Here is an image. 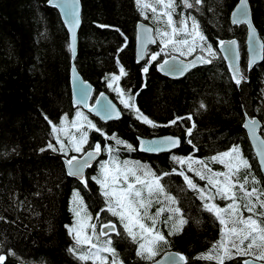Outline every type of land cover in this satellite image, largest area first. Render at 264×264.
Listing matches in <instances>:
<instances>
[{"label":"trees","instance_id":"trees-1","mask_svg":"<svg viewBox=\"0 0 264 264\" xmlns=\"http://www.w3.org/2000/svg\"><path fill=\"white\" fill-rule=\"evenodd\" d=\"M47 1L0 0V255L6 257L4 264H99L91 259H78L87 251L86 247L76 253L69 251L75 244L66 227L72 221L70 198L74 189L81 192L86 202L94 203L90 209L98 234L103 222L116 224L119 235H101L99 239L101 242L111 239V247L123 264H145L169 249L183 253V264H216L214 260L199 257L207 254L220 239L221 225L204 209L199 193L188 188L183 177L176 173L183 171L198 188L207 191L210 186L206 180H200L194 172L188 171L187 163L178 164L172 157L191 156L193 160L207 162L209 157L238 146L242 157L251 165V175L264 189V179L242 128L245 116L257 117L264 137V48L261 62L247 70L245 26H233L229 22V13L238 0H202L200 4L188 0L194 4L192 8L184 7L183 0H175L173 19L194 17L216 55L209 57L206 51L201 52L197 47L191 55L181 56L169 48L167 54H161L155 61H150L149 57L159 46L163 47L156 29L163 30L165 25L152 19L150 9L142 15L135 0H80L81 25L75 66L83 79L93 85V98L99 91H106L121 108L119 119L105 123L72 106L68 33L58 11ZM248 1L253 24L264 45V0ZM144 2L153 3L154 0ZM139 21L152 26L157 43L138 63L134 40ZM188 26L191 27L190 19ZM233 37L239 44L240 84L232 81L217 50L221 40ZM197 53L211 62L192 69L181 78L170 79L156 70V63L165 56L189 58ZM145 66L147 73L143 71ZM120 67L126 75L118 84L125 99L129 94L132 96L129 103L133 107L130 108L124 107L118 94L107 87L108 80L105 79L119 75ZM135 109L156 126L137 119ZM77 111L89 116L101 130L89 129L88 143L84 145L85 150L96 142L102 146L100 159L86 171L87 187L70 178L63 164V158L79 153L69 151L65 156L51 149L41 151L49 142L55 144L52 124L59 128L65 116L73 118ZM188 116L192 117L191 121L186 119ZM176 117L185 119L170 124ZM193 123L195 127L189 136L186 129ZM87 127L85 123L83 129ZM167 134L180 137L181 143L176 150L158 155L137 151L138 136ZM60 137L64 139L62 135ZM111 137L124 141L126 146L116 144V139ZM109 147L113 149L111 153L106 150ZM116 155L127 157L129 162L146 163L157 175L170 173L163 176L162 181L169 190L166 192L177 201L174 206L181 209L182 218L187 221L180 231L169 235L171 223H164L169 213L160 216L156 228L168 242L158 246L157 254L151 260L136 255L138 244L127 237L118 217L100 211L106 208L105 199L92 177L97 174L100 162ZM193 167L199 169L200 165ZM208 167L213 171H227L219 163H208ZM246 171L241 168L238 174L241 180ZM249 182L248 187L251 176ZM212 192L214 194V189ZM210 202L224 207L229 201L216 197ZM160 206L154 202L149 214H155ZM98 212L99 219H96ZM144 222L151 226L150 220ZM101 255L108 257L111 264L109 253L102 252ZM245 258L255 259L254 256H236L225 264H242Z\"/></svg>","mask_w":264,"mask_h":264},{"label":"snow or ice","instance_id":"snow-or-ice-1","mask_svg":"<svg viewBox=\"0 0 264 264\" xmlns=\"http://www.w3.org/2000/svg\"><path fill=\"white\" fill-rule=\"evenodd\" d=\"M202 0H194L195 4H200ZM52 3V0H49ZM79 0H62V7L65 10V14L71 19L68 21L72 28L79 24L77 17V8ZM136 6L143 15L146 9H150L152 12V19L159 23L163 22L165 28L156 29V36L159 37L160 44L163 47L160 52H154L150 56L151 61L157 60L161 53H166V50L171 48L172 51L179 52L181 56L191 55L197 47L201 52L206 51L209 57H214L216 53L213 51L212 45L206 42V37L199 30L198 22L194 17H189L191 20V27L188 26V19H179L178 21L173 19V14L176 9L175 0H154L153 3H145L144 0H135ZM184 7L192 8L193 3H189L188 0H183ZM61 6V5H57ZM159 7V11H158ZM237 12L241 16L247 15L246 0H239V7ZM236 15V13H234ZM147 19V17H145ZM166 18V19H163ZM236 22L235 20L233 21ZM101 27H104L101 25ZM143 27V26H142ZM71 30V29H70ZM117 31H119L117 29ZM152 29L144 27V38L146 42H155L151 35ZM234 44V41L229 42ZM223 49L224 41L220 42ZM264 48V45L261 46ZM231 51V49H227ZM167 54V53H166ZM197 62L210 63L211 60H206L203 56L196 57ZM161 70L166 67L169 72L182 73L187 65L183 62L179 64L176 62L175 56L171 61L165 59L163 63L159 65ZM73 71H75L73 69ZM143 71L148 72V67H144ZM119 75H111L106 77L108 80L107 87L118 94L120 102L125 108L133 107L129 103L132 100V96L129 94L125 99L124 91L119 87V80L122 76L126 75L123 67L119 69ZM233 78L237 84L241 82V76L238 70L233 69ZM116 84L114 87L113 85ZM89 94V88L82 87L80 89V100L78 104L87 105V99ZM104 94L100 93V99L96 101V105L90 108V111H95L98 114L103 113L104 118L108 119L112 117L115 112V106L111 103L104 102ZM201 107H204L201 104ZM137 112V119L142 120L146 124H150L153 127L156 125L153 121L149 120L146 116H143L139 112V109H135ZM118 115V113H116ZM47 119V117H45ZM185 119L184 117H176L170 124H177L178 121ZM187 120L191 121L192 117L188 116ZM68 117L65 116L60 121V127L52 124V134L55 139V144L49 142L47 148H42L41 151L51 149L52 151H59L67 156L69 151L81 153L85 152L84 145L88 143V132L84 131V125L87 124L89 129H95L96 125L88 120L83 112H76V119L71 122V127L75 128L79 132L77 137L74 133L69 135L65 130V124ZM255 120H249L245 127L252 130L255 133ZM195 127L193 123L191 127L187 128V134L190 136L192 129ZM58 132H64L67 137V143L58 135ZM103 135V132H101ZM111 139H116L111 137ZM191 143V141H188ZM124 141L116 139V144H123ZM171 147H176L180 143L179 138L166 137L161 142ZM141 150L144 151H160L159 147H154L156 141H149L145 146L144 141H140ZM58 145L59 147L57 148ZM92 151H87L83 158L77 156H71L67 159L68 174L78 177L85 187L88 186L87 181L83 176V170L90 166V161L93 157L98 156L101 151V144L96 143ZM131 150L132 146L127 145ZM108 152H112V148L106 149ZM258 155L264 157V140L260 141L258 146ZM173 161L178 164L187 163L188 171L194 172L200 180H206L207 185L210 188L206 191L205 188H198L197 184L193 182V179L186 175L183 171L176 174L181 175L186 182L188 188L193 189L199 193V199L204 202L203 207L209 213H212L221 225L220 239L212 246L211 250L207 254H202L199 259L214 260L216 264H225L227 260H233L236 256H254L256 260L264 261V189L260 188V181L251 175V165L246 159L242 157L241 151L238 146L232 147L230 150L219 153L208 158V161L193 160L191 156L187 158L172 157ZM208 163H219L224 166L227 171H213L208 167ZM264 164V159L261 161ZM194 164H199L200 168L195 169ZM241 168L247 170L242 180L239 177ZM173 172H176L173 169ZM170 173H163L157 175L147 165H142L139 162H129L127 160L120 161L116 157H110L109 160L101 163L100 173L98 176H93L96 184L100 186V192L105 199L106 208H101V212L107 211L112 216L118 217L119 222L123 225V230L127 234V237L135 244H138L136 255L142 259L151 260L156 254L158 246L161 243H167L166 237L156 228L159 218L165 212L169 213L164 223H171L169 235L175 234L181 230L182 226L187 223L182 218L181 209L175 207L177 204L175 197L169 195L165 187L160 183L163 176ZM251 176V186L249 185V177ZM223 177V179H219ZM214 189V194L212 192ZM219 197L223 201H229L224 207H221L210 201ZM161 205L156 209L155 214L150 215L149 210L153 203ZM75 217L74 222L68 228V232L72 235L75 241L74 247L69 251L76 253L78 250L87 248L86 252H82L78 259L87 261L89 259L99 261V264H109L108 257L102 256V252L110 253L112 256L111 264H123L118 259V254L115 249L111 247V239L100 241L101 235H107L105 230H115L116 225L108 222L103 224L99 234L97 233V226L95 223H91L93 216L88 212L84 205L83 198L79 192L73 194V207L71 209ZM247 212L248 215H244ZM100 213L96 214V219H99ZM150 220L151 226L144 221ZM90 230L91 234H88ZM120 233H117L119 235ZM95 249V251H93ZM254 249L256 251H254ZM235 250V253H233ZM258 253V254H257ZM185 261V257L179 253L175 256H170L169 260L171 264H176V259ZM6 257L0 255V264H4ZM243 264H253L251 260H243Z\"/></svg>","mask_w":264,"mask_h":264},{"label":"water","instance_id":"water-1","mask_svg":"<svg viewBox=\"0 0 264 264\" xmlns=\"http://www.w3.org/2000/svg\"><path fill=\"white\" fill-rule=\"evenodd\" d=\"M47 4L49 6L54 7L58 11L59 16L61 18V21H62V23H63V25H64L65 29L67 30V33H68V43H69L70 56H71V64H70V70H69V83H70L72 106L74 108H77V107L81 108L85 112L89 113L90 115L94 116L95 118H97L98 120H100L101 122H104V123L109 122V121H115V120L119 119L121 117V109L118 106V104L109 96V94L106 91H99L96 94L95 98H93V89H94L93 85L90 82L83 79V77L78 72V70L75 66V63H74V60H75L76 55H77L78 30H79L80 25H81V2H80V0H79L78 5H76L77 17L79 19V24L76 25L74 28H72L70 23H68V21L71 19V17H69L65 14V10L62 7V0H52V3H49V0H48ZM58 4L61 6H57ZM238 7H239V0L237 1V3L234 5V7L231 9V11L229 13V22L233 26H235V25H244L245 26L246 32H245V38H244V45H245V52H246V67H247V70H250L254 65L258 64L262 60L263 48L261 46L263 45V42L259 36L258 30L255 28V26L253 24L251 7L249 4V1L246 0V9H247L246 17L241 16L237 12ZM234 13H236V15H234ZM234 20L236 21L235 23L233 22ZM144 27L152 29L151 35L153 36V39L155 42H153V43L146 42V40L144 38ZM221 41L225 42V44L223 45V49L221 48V44L219 43L217 45V50H218L220 56L222 57V59L225 63V66H226L227 71L230 75V78L232 79V81L234 83H236L235 79L233 78V69L238 70V72L240 73V76H241L240 51H239L238 41L234 37L233 38H225ZM231 41H234L235 43L230 44L229 42H231ZM134 42H135V47H134L135 60H136V62L139 63L146 58L148 48L154 47L156 45V37H155L154 30H153L152 26L145 23V22L139 21L135 27V40H134ZM227 49H231V51H227ZM173 56H175L176 62L178 64L180 62H183L184 65H187V67L185 68V70L182 73H180V72H169L167 67L164 70L160 69L159 65L161 63H163V61L165 59H168L169 61H171ZM197 56H202V55L197 53V54L192 55L189 58H181L177 55L165 56V57L161 58V60L156 63V70L161 75L168 77L170 79L181 78L184 75H186L188 72H190L192 69H194L198 66H204V65L209 64V63L197 62L196 61ZM205 59L208 60L207 58H205ZM73 69L75 71H73ZM82 87L89 88L88 99L86 102L88 107H85L83 104L77 103V101L80 100V89ZM100 93L104 94V98H105L104 102L105 103H111L112 105L115 106V112L112 114L111 118L105 119L103 113L98 114L95 111L89 110L93 106H97L96 101L98 99H100ZM116 113H118V115ZM249 120H255L256 121L254 134L250 128L245 127V124ZM242 128L244 129V131L246 133L247 140H248V143H249L250 148L252 150V153L255 157L258 169H259V171H260V173L264 179V164L261 163V161H262V159H264V157H261L260 155H258V151H257L258 146L260 145V141L264 140V137L260 133L261 122L257 117L250 118L249 116H245L244 121L242 123ZM166 137L179 138V140H180L179 136L172 135V134L160 135V136H154V137H140V136H138L137 137V151L140 153H144V154L155 155L158 153H164V152L167 153V152L174 151L180 146L181 140H180V143L178 144V146H176V147H171V146H168L166 144L161 143L164 140V138H166ZM140 141H144L145 146H147L149 141H156L157 144L153 145V146L159 147L162 150H160V151H144V150H141ZM92 150L93 149H90L87 151H92ZM87 151L83 152L82 154L78 155L77 157L83 158ZM100 157H101V153L98 156L93 157L92 160L89 162L90 163L89 167L93 166L99 160ZM67 159L68 158H63V164H64V168H65L67 175L70 178L81 181L78 177L71 176L68 174V166L66 163ZM89 167H87L83 170V176L84 177H85L86 171ZM102 226H103V224L100 226L99 232H100V229ZM105 231L107 232V236L108 235H114L117 233V227L114 231L113 230H105ZM177 253L184 256L183 253H181V252L169 249V250L164 251L161 255H159L153 261L147 262L145 264H171L169 257L175 256V254H177ZM245 259L253 261V264H264V261H257L253 258H245ZM184 262L185 261H180L178 258L176 259V264H183ZM242 264H243V261H242Z\"/></svg>","mask_w":264,"mask_h":264},{"label":"rangeland","instance_id":"rangeland-1","mask_svg":"<svg viewBox=\"0 0 264 264\" xmlns=\"http://www.w3.org/2000/svg\"><path fill=\"white\" fill-rule=\"evenodd\" d=\"M162 46H163V45H162ZM148 49H149V48H148ZM158 52H160V51H158ZM149 60H150V57H149ZM150 61H151V60H150ZM84 115L87 117L88 120H91V121H92V119H91L89 116H87L86 114H84ZM73 119H76V115H75V117H73V118H72V117H68V120L66 121V124H65V130H66V132H67L69 135H71V134L74 133V134L78 137V136H79V132H77L75 128L71 127V122H72ZM87 128H88V127H87ZM83 130L88 132V139H89V133H90V132H89V128H88V129H83ZM57 134H59L60 136L62 135V136L64 137L65 143H67V137L65 136V133H64V132H58ZM123 145L126 146L124 143H123ZM90 149H91V148H90ZM90 149L88 148L87 150H90ZM92 149H93V148H92ZM87 150H86V151H87ZM81 153H83V152H81ZM79 154H80V153H79ZM110 157H111V156H108V157L104 160V162L107 161V160H109ZM116 158L119 159V160H127V161L130 160V159H127V157H122L121 155H116ZM133 162H137V161H133ZM101 163H103V162H100V163H99L98 170H97V174L94 175V176H98V175H99V173H100V165H101ZM95 164H96V163H95ZM140 164H142V165H146V163H145V164H144V163H140ZM148 167L152 170V167H151V166H148ZM168 182H170V181H168ZM160 183L165 187V190H166V191H169V190L167 189V185H166L165 182H163V181L161 180ZM76 192H79L80 196L83 198L84 205L86 206L88 212L92 214V211H91L90 207H92V206H93L92 204H94V203L90 204L89 202H86V201L84 200V197L82 196L81 192H80L78 189H74L73 192H72V194H71V198H70V208L72 209V207H73V194L76 193ZM90 201L93 202L94 200L91 199ZM71 212H72V211H71ZM74 220H75V217H74L73 212H72V221H71V223H70L68 226H70V225L74 222ZM108 222H109V221H106V222H103L102 224H104V223H108ZM91 223H95V221H94V217H93ZM88 234H91V233H90V230H89V233H88ZM93 251H95V249H93ZM105 253H107V252H105ZM109 254H110V253H109ZM110 255H111V254H110ZM110 257H111V256H110Z\"/></svg>","mask_w":264,"mask_h":264},{"label":"flooded vegetation","instance_id":"flooded-vegetation-1","mask_svg":"<svg viewBox=\"0 0 264 264\" xmlns=\"http://www.w3.org/2000/svg\"><path fill=\"white\" fill-rule=\"evenodd\" d=\"M156 43H157V39H156ZM161 48H162V47L159 46V47L157 48L156 52L160 51ZM161 54H163V53H161ZM96 143H97V142H96ZM96 143H93L92 146H94ZM98 143H99V142H98ZM90 148L92 149V147H90ZM90 148H89V149H90ZM101 148H102V146H101ZM164 153H166V152H164ZM158 154H160V153H158ZM158 154H155V155H158Z\"/></svg>","mask_w":264,"mask_h":264}]
</instances>
